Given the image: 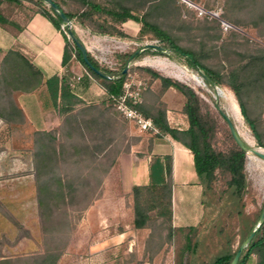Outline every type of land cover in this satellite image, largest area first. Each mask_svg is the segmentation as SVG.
Returning a JSON list of instances; mask_svg holds the SVG:
<instances>
[{"label": "trees", "instance_id": "16d2710c", "mask_svg": "<svg viewBox=\"0 0 264 264\" xmlns=\"http://www.w3.org/2000/svg\"><path fill=\"white\" fill-rule=\"evenodd\" d=\"M60 9L73 21L90 29L94 34L129 37L122 29L127 21L141 24L138 39L151 32L156 39L165 43V52L173 50L174 54L186 59L192 69L202 70L207 77L206 84L213 87L228 86L235 93L245 123L255 137L257 144L264 148V120L262 110L257 111L254 106L263 101L264 109V48L255 53L242 55L243 58L229 61L227 71L209 65L205 52L181 46L174 36L161 25L151 21L149 10L141 14L142 4H131V0H64L76 2L80 10L70 12L63 9L60 1L53 0ZM152 4L156 0H144ZM233 11H245L248 21L253 22L259 29V35L264 36V0H226ZM8 4L24 7L32 3L33 15L20 24L16 19L9 17L3 10ZM45 0H0V26L17 37L26 27L29 20L36 14L48 19L61 32L65 40L62 74H56L45 80L43 71L36 66L23 52L17 49L3 50L0 48V119L5 124L25 123V114L15 98L16 93H30L42 86H46L53 107L62 118L59 129L50 131L37 130L32 150V163L35 171L38 210L42 220L44 235V250L32 255L0 258V264H58L71 239L76 220H80L84 212L101 198L104 178L112 169L119 165V156L124 152H131L133 143L127 144L124 149H117L116 156L103 163V158L114 150L117 141L123 137L128 123L116 109L113 97L123 91V84L127 79L125 68L131 58L139 59L144 54H163L158 49H145L141 52H127L120 54L124 65L119 70L103 67L88 52L93 66L101 71L96 73L86 64L76 43L69 38L67 27L52 6H43ZM211 9V8H208ZM221 16L226 19L221 13ZM215 20L220 29V22ZM229 21L228 19H226ZM230 22V21H229ZM232 23V22H231ZM233 24V23H232ZM77 35L76 31L72 29ZM223 31V30H222ZM228 32L238 35L239 30ZM78 36V35H77ZM80 40V38H79ZM82 42V41H81ZM75 56L95 78L102 81L105 96L99 103L88 104L73 92V84L77 76L68 65ZM153 78L161 81L164 90L174 87L185 98L184 113L188 127L180 129L171 126L167 119V110L156 101L146 99L138 108L153 118L159 130L148 138V153L151 154L155 140L163 139L165 135L188 148L194 156V167L197 176L203 185L204 194L207 190L213 191L218 172L228 175L227 189L222 191L221 199L230 197L232 203L238 207L231 210L238 215L242 240L238 247L229 244L228 250L217 257L213 264H231L240 245L257 227L264 202L257 219L246 216L242 210L245 197L249 194V180L247 172V150L241 148L234 137V146L228 151H219L212 144L215 135L217 119L210 113L203 112L202 99L199 94L187 84L173 80L159 74L152 68H145ZM113 74V78H108ZM256 93L257 97H251ZM159 98V97H157ZM114 109V111H112ZM223 117L224 112H221ZM118 115V116H117ZM120 116V120L119 117ZM122 120V121H121ZM226 120V118H225ZM227 121V120H226ZM228 123V122H227ZM230 129V128H229ZM131 137V136H130ZM133 139V138H131ZM142 156L143 153H138ZM173 155L151 154L149 162L150 181L147 185H134L131 192L133 226L136 230L148 229L155 221H160L168 230V238L172 239L178 231H186L185 243L175 264H189L187 255L197 247L196 234L199 226L175 227L173 225V187L174 167ZM75 164L77 171L65 172L64 166ZM102 166V168H101ZM102 169L103 176L98 171ZM86 170L85 172H83ZM106 178V177H105ZM214 195V193H213ZM204 196V195H203ZM215 197V195H214ZM202 223V222H201ZM255 254L257 264H264V222L260 225L253 239L244 247L237 264H247L249 257ZM119 258V256H118ZM154 262L152 260L142 261ZM117 264H124L117 259Z\"/></svg>", "mask_w": 264, "mask_h": 264}, {"label": "rangeland", "instance_id": "374dc122", "mask_svg": "<svg viewBox=\"0 0 264 264\" xmlns=\"http://www.w3.org/2000/svg\"><path fill=\"white\" fill-rule=\"evenodd\" d=\"M58 1L66 11L80 10V5L76 2ZM192 1L206 8L220 10L240 33L234 36L232 32L222 31L215 20L199 17L194 9L179 0H156L150 5L144 0H131L130 3L142 4L141 14L149 10L148 18L168 30L178 44L204 51L206 62L223 71L230 68L229 61L241 59L242 55L255 53L264 48V36L259 35V29L253 22L244 23L248 21L245 11L231 10L226 0ZM43 6L49 8L46 1ZM33 8L36 6L32 3H26L24 7L8 3L3 6L5 13L22 25L33 15ZM78 23L73 21L72 29L83 34ZM140 27L141 24L132 20L127 21L122 25V29L129 37L112 36L108 46L100 47L99 50L92 48L88 33L83 35V40L88 43L92 56L100 65L117 71L124 65V60L119 57L120 54L134 52L148 43L165 46V43L156 39L151 32L138 39ZM3 30L7 31L4 28ZM126 67L127 79L142 80L145 83L143 100L145 101L146 96L147 100L150 102L155 100L156 103L159 102L157 105L160 104L167 110V119L171 126L180 129L188 127L184 113L186 98L174 87L164 90L161 81L153 78L145 68H152L163 76L187 84L199 94L203 112H208L217 119L216 132L212 138L215 149L228 152L234 146L229 125L221 112L229 116L241 137L253 148L260 147L252 139V132L245 123L236 95L231 88L226 85L209 87L199 71L190 68L186 59L174 54L173 50L169 49L163 54H144L139 59L131 58L127 61ZM72 68L82 75V78L87 75L94 77L78 59ZM95 80L97 88L105 92L102 81L97 78ZM18 94L20 93L15 95L16 100ZM255 97H257L256 93L251 98ZM259 105L262 107L263 101H259L254 106H258L256 112L262 110L261 115L264 120V109H260ZM117 118L121 119L120 116ZM152 134L155 133L139 131L132 122L128 121L124 130L126 138L121 137L117 141L114 150L108 157L103 158V163H108L110 158L116 156L117 149L122 150L129 143L134 144L132 147L134 152H147L148 138ZM34 137L35 132L30 127L22 124H5L0 119V258L32 255L42 252L45 247L32 163ZM118 168L119 165H116L105 176L102 174V169L98 171L99 176H103L104 182L108 179V183L103 185V193L99 198L105 200V205L99 208L105 221L102 222L99 217L89 215L85 211L80 220H76L69 245L58 264H101L100 254L95 250L99 246L97 242L101 238L99 231L102 226L107 230L108 237L123 231L129 232L126 237L120 236L119 244L107 249V253H104L105 259H119L124 264H140L144 260L161 264L176 263L185 243L186 231H178L172 239H169L168 230L160 221H155L151 228L136 230L127 210V206H132L129 203L132 201L131 193L124 192L117 185ZM63 169L65 172L77 171L75 164L66 165ZM260 175V171H256L251 178L254 182H259ZM227 180L228 175L218 172L213 191L207 190L203 196L205 217L196 234L197 247L187 255L189 264H213L217 257L227 252L229 242L233 248H236L242 240L238 215L235 211L231 212L238 206L232 203L230 197L221 199L220 192L227 189ZM263 202L264 192L260 193L252 188L245 197L242 210L246 216L257 219Z\"/></svg>", "mask_w": 264, "mask_h": 264}, {"label": "crops", "instance_id": "0c3cea01", "mask_svg": "<svg viewBox=\"0 0 264 264\" xmlns=\"http://www.w3.org/2000/svg\"><path fill=\"white\" fill-rule=\"evenodd\" d=\"M78 25L83 34L78 32V30L76 33L83 44H86L88 52L91 53L92 50L88 43L83 40V35L86 33L89 34L88 38L92 48L99 50L102 47L108 46L112 37L111 35L94 34L80 23ZM0 48L3 50L13 48L23 52L43 71L45 80L56 74H62L65 70L62 66L65 49L64 37L48 19L40 14L34 15L17 37L0 27ZM76 59L73 56L68 63L69 66L71 65V70L77 76L73 84V92L80 98L85 99L88 104L99 103L103 100L105 92L102 89L100 90L99 87L97 88L94 77L87 75L82 78V75L72 68V65L76 63ZM17 103L24 111L26 118L25 123L22 125L30 127L34 132L37 130L50 131L60 128L62 118L53 107L45 85L33 92L18 94ZM161 138L163 139L154 141L151 154L173 155V225L175 227L199 226L205 217L204 189L195 171L194 156L188 148L174 140L171 136L165 135ZM252 139L256 142L254 136ZM249 145L251 146L250 143ZM261 149L263 150L262 147ZM141 153L143 155L139 156L138 153L132 150L131 152L121 153L119 156V168L117 169L119 182L117 185L126 193H131L134 185H147L150 181L149 162L151 154L148 152ZM247 171L249 189L254 188L260 193L264 192V160L252 152H247ZM256 171H260L261 173L259 182H254L251 178L255 175ZM107 181L108 179L105 181L106 184L108 183ZM129 203L132 205V201H129ZM104 205L105 200L98 199L86 210V213L95 215L100 218V221L104 222L103 214L99 209ZM127 210H129V215L133 219L132 206H127ZM99 233L101 238L97 242L99 246H97L95 252L100 254L101 264H117V259H105L104 253H107L108 248L120 243L119 239L121 235L126 237L129 232L123 231L118 235L113 234L108 237L107 230L102 226ZM144 264L161 263L154 261L145 262ZM247 264H257V256L252 254Z\"/></svg>", "mask_w": 264, "mask_h": 264}, {"label": "built area", "instance_id": "2783aa9c", "mask_svg": "<svg viewBox=\"0 0 264 264\" xmlns=\"http://www.w3.org/2000/svg\"><path fill=\"white\" fill-rule=\"evenodd\" d=\"M184 5L194 9L196 14L201 17L216 19L220 22V26L224 32L238 28L221 16L218 9H208L204 6L196 4L192 0H179ZM108 78H113V74H109ZM145 83L142 80L127 79L123 84V91L116 97H113L114 105L120 114L129 122H132L141 132H155L159 130L155 126L153 118L142 112L138 106L143 102V91Z\"/></svg>", "mask_w": 264, "mask_h": 264}, {"label": "water", "instance_id": "95a60500", "mask_svg": "<svg viewBox=\"0 0 264 264\" xmlns=\"http://www.w3.org/2000/svg\"><path fill=\"white\" fill-rule=\"evenodd\" d=\"M50 6H52L54 8V10L57 11V13L60 15V17L63 19L66 27H67V34L69 36L70 39H72L76 45L78 46V48L80 49L83 59L86 62V64H88L89 67H91L96 73L98 74H102L100 70H98L95 66H93V64L91 63V61L89 60L88 57V50L87 47L83 44V42H81V40H79V37L73 32L72 30V21L69 19V17L60 9L59 5L56 4L53 0H45ZM145 49H158L162 52H165V48L163 46H160L158 44H153V43H148L145 44L142 48H140L137 52H141L142 50ZM125 72H127V67L124 70ZM200 75L202 76V78L205 81H208L209 78L207 77V75L202 71V70H198ZM103 76H105L104 74H102ZM232 136L234 137L235 141L237 142V144L247 150V152H252L253 154H255L256 156H258L259 158H261L262 160H264V150L261 149V147L259 148H253L249 145V143L243 138L241 137L239 131L237 130L236 126L234 125L233 121L229 118V116L225 113H223ZM264 222V206L263 209L261 211L260 214V220H259V224L257 225V227L251 232V234L246 238V240H244V242H242V244L240 245L235 257L232 260L231 264H237L238 261L240 260V257L242 255L243 249L244 247L253 239V237L255 236L257 230L259 229L260 225Z\"/></svg>", "mask_w": 264, "mask_h": 264}]
</instances>
